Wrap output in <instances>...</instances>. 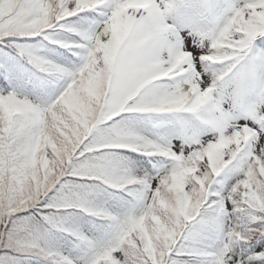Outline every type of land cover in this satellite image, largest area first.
Listing matches in <instances>:
<instances>
[{
	"label": "snow or ice",
	"instance_id": "6c2138e0",
	"mask_svg": "<svg viewBox=\"0 0 264 264\" xmlns=\"http://www.w3.org/2000/svg\"><path fill=\"white\" fill-rule=\"evenodd\" d=\"M0 264H264V0H0Z\"/></svg>",
	"mask_w": 264,
	"mask_h": 264
}]
</instances>
